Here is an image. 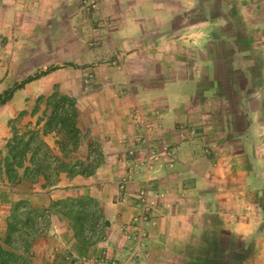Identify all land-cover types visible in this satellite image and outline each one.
I'll return each instance as SVG.
<instances>
[{
	"label": "crops",
	"instance_id": "crops-1",
	"mask_svg": "<svg viewBox=\"0 0 264 264\" xmlns=\"http://www.w3.org/2000/svg\"><path fill=\"white\" fill-rule=\"evenodd\" d=\"M120 4V10L111 5L115 14L108 28L111 49L122 61L121 75L110 81L119 92L90 94L86 111V100L79 101L85 138L72 156L86 162L91 145L98 144L103 164L89 177L62 173L49 189L43 182L13 187L0 179V236L15 201L47 210L52 201L89 196L109 223L102 230L105 240L83 247L69 223L53 214L32 240L33 264H264V206L250 200L261 196L252 185L264 182V144L251 140L264 134L262 114L251 105L248 112L239 106L228 110L223 96L211 89L204 93L205 86L223 79L210 49H204L212 24L192 23L196 0ZM178 18L183 23L176 26ZM183 36H192L197 49L179 41ZM206 70L213 71L212 79ZM231 114L245 121L230 122ZM45 140L56 149L53 134ZM144 189L149 214L140 222L137 202Z\"/></svg>",
	"mask_w": 264,
	"mask_h": 264
},
{
	"label": "rangeland",
	"instance_id": "rangeland-1",
	"mask_svg": "<svg viewBox=\"0 0 264 264\" xmlns=\"http://www.w3.org/2000/svg\"><path fill=\"white\" fill-rule=\"evenodd\" d=\"M103 1L0 0V95L29 77L53 69L26 84L8 105L0 107V149L10 136L8 118L17 119L23 111L30 113L40 95L48 96L57 89L76 97L78 103L84 98L86 107L81 109L86 111L90 94L119 92V87L110 81L115 79L114 74L121 75L122 61L111 49L108 28L115 14L111 5L119 6L118 10L122 5L121 0H113L110 5H104ZM196 1L197 9L190 12L192 23L206 19L207 25L212 24L213 31L204 36V49H210L212 60L218 63L217 77L223 79L218 85L211 82L205 86L204 93L211 89L214 96H223L228 110H238L239 106L248 112L251 105L264 119L260 102L264 99V0ZM181 23L178 18L176 26ZM193 40L192 36H183L179 41L197 49ZM112 68H117L116 72ZM204 75L211 79L214 76L210 70L204 71ZM216 107L221 113V106ZM232 117L231 114L230 122L238 125L245 121L242 115ZM31 120V116H26L20 122L24 125ZM215 121L216 126H222L220 115H216ZM251 140L256 145L264 144V134L251 136ZM154 154L151 153V158ZM261 160L264 171V158ZM253 190H258L261 198L256 195L250 200L263 207L264 182L252 185Z\"/></svg>",
	"mask_w": 264,
	"mask_h": 264
},
{
	"label": "trees",
	"instance_id": "trees-1",
	"mask_svg": "<svg viewBox=\"0 0 264 264\" xmlns=\"http://www.w3.org/2000/svg\"><path fill=\"white\" fill-rule=\"evenodd\" d=\"M52 70L5 90L0 95V106L6 105L26 84ZM26 116L35 120L21 125L20 121ZM78 117L76 97L57 89L48 96L40 95L30 113L23 111L19 118L8 121L10 137L0 149V179L13 187L23 181L43 182L42 188L49 189L59 184L62 173L70 178L94 175L104 160L98 144L91 145L90 160L83 162L72 158L85 138L78 126ZM50 134L55 136L56 149L45 140ZM53 214L69 223L83 247L105 240L102 230L109 223L103 219L98 202L89 196L52 201L47 210L34 207L27 200H18L12 203L6 234L0 236V264H33L30 258L32 240L46 227Z\"/></svg>",
	"mask_w": 264,
	"mask_h": 264
},
{
	"label": "built area",
	"instance_id": "built-area-1",
	"mask_svg": "<svg viewBox=\"0 0 264 264\" xmlns=\"http://www.w3.org/2000/svg\"><path fill=\"white\" fill-rule=\"evenodd\" d=\"M147 194H148V191H143L140 193V195L138 197L137 203L139 204V207L142 210L141 214H139V216H138L140 222H146L148 220L149 205L146 201V195ZM110 264H119V263L113 261Z\"/></svg>",
	"mask_w": 264,
	"mask_h": 264
}]
</instances>
